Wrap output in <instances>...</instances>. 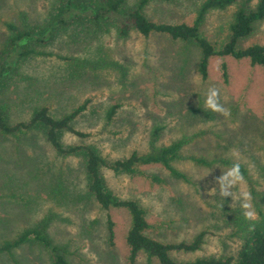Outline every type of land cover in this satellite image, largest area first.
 <instances>
[{
	"label": "rangeland",
	"instance_id": "374dc122",
	"mask_svg": "<svg viewBox=\"0 0 264 264\" xmlns=\"http://www.w3.org/2000/svg\"><path fill=\"white\" fill-rule=\"evenodd\" d=\"M138 1L126 0V7ZM201 1L148 0L142 12L153 22L189 25ZM66 2L0 0V111L5 121H26L34 108L42 106L59 118L87 99L84 112L71 125L88 136L81 139L60 132L65 147L85 145L105 161H112L180 141L177 158L170 164L185 180L171 176L158 164L138 165L132 174L101 168L104 188L115 198L135 201L143 209L149 225L145 233L150 238L164 243L189 242L203 233L196 251L170 253L175 262L234 257L258 212L264 211V69L250 65L246 58L213 56L202 79L197 72L200 53L194 43L158 33L143 37L132 29L120 37L114 21H89L85 15L88 0H72V12L67 11ZM241 6L234 3L204 14L199 31L214 48L227 41L228 25ZM61 18L66 25L58 23ZM6 24L33 31L19 47L52 56L18 60ZM252 44H264V21L254 22L238 47ZM212 88L219 90V103L228 115L206 107ZM113 105L118 107L107 120L106 112ZM156 128L159 130L153 134ZM15 147L21 157L29 156L40 165L42 180L27 176L31 166H15ZM0 148L6 160H0V243L45 223L53 242L64 246L69 264H127L128 214L121 208L104 212L86 195L82 155H54L40 129L14 136L0 134ZM191 158H203L210 164L199 165ZM229 164L243 169L242 181L231 183L226 175ZM59 173L64 175L58 178ZM21 178L29 186L20 191L16 181ZM57 182L76 197L77 209L57 203L61 192ZM33 194L35 205L25 209V195ZM83 195L86 198L80 199ZM246 203L249 208L244 207ZM48 210L56 217H48ZM246 212L252 216L247 217ZM106 214L112 221L111 244L106 240ZM87 227L88 235L84 234ZM13 252L21 264H49L50 256L35 246L26 244ZM0 264L13 263L0 254ZM135 264L156 263L140 254Z\"/></svg>",
	"mask_w": 264,
	"mask_h": 264
},
{
	"label": "trees",
	"instance_id": "16d2710c",
	"mask_svg": "<svg viewBox=\"0 0 264 264\" xmlns=\"http://www.w3.org/2000/svg\"><path fill=\"white\" fill-rule=\"evenodd\" d=\"M148 0H139L133 7H126V0H88L90 7L86 12L89 21L99 22L109 20L115 22L117 35L125 37L129 30H135L143 37H147L151 33L164 34L172 40H180L192 42L199 50V60L197 64V72L202 79L206 76V67L209 58L213 56L225 57L229 56L235 60L246 58L250 65H256L264 69V44H252L244 48L238 47V42L246 37L250 31L252 24L257 21H264V0H255L252 6H249L252 0H202L199 4L193 21L191 24L179 23L168 24L158 23L148 20L142 8ZM72 0H67V11L72 12ZM242 3L243 6L238 7L233 13L232 20L228 25L227 41L218 48H214L200 33L199 26L203 20L204 14L209 10H223L234 4ZM69 18V16L67 17ZM62 26L66 25L65 18L58 20ZM10 32L9 44L15 48V54L18 60H24L31 55L52 56L51 53L35 51L29 47H19L20 42L33 36L32 30H19L12 24L5 25ZM42 39V38H41ZM58 59L64 58L55 56ZM222 78L225 81V65L221 64ZM88 100H84L70 112L59 118H54L48 113L45 106L34 108L26 121L8 124L0 111V134L3 136H14L26 133L29 130L40 129L44 141L48 144L54 155L60 157L66 156H83V173L85 175V193L91 197L98 207L104 212H108L111 208H121L126 211L129 217V227L125 234V244L127 247V264H135L138 256L143 254L147 261H154L156 264H264V211L258 212V218L252 223L246 231L242 244L234 257H199L194 260L178 263L171 257V252L191 253L196 251L202 241L203 233L195 235L189 242L164 243L146 235L149 225L145 219L143 209L132 200H122L115 198L110 192L105 190L100 175V169L105 168L112 173L124 172L132 174L138 165L158 164L166 169L171 176L185 180V176L175 170L171 166V162L177 158L178 150L181 146L180 141H174L167 146L155 148L145 154H137L131 152L127 157L112 161H105L90 147L85 145L65 147L59 140L60 132H67L77 138H86L87 133L75 130L72 121L84 112ZM117 105L108 108L106 119L110 120L117 109ZM159 130L154 129L153 134ZM21 152V151H20ZM18 148H14L16 159L14 164L16 167L31 166L32 170H28L27 176L35 180H42L43 172L40 165L36 162L32 163L29 156L25 157L19 154ZM5 152L0 148V160H5ZM191 160L199 165L208 166L210 163L203 158H191ZM6 161V160H5ZM10 163V160H7ZM234 164H229L232 168ZM52 167H49L51 170ZM240 173L244 175L243 169L240 167ZM62 173L58 174V178ZM10 176H13L11 174ZM69 179V174L65 175ZM155 181H158L154 177ZM19 190L29 186L28 181L21 178ZM60 192L57 203L63 205H72L77 209L78 200L72 193L62 184L57 182ZM49 186L46 184V189ZM17 189V188H16ZM79 197V196H78ZM85 195L80 196L83 199ZM86 198V197H85ZM37 201L36 195H25V209H29L28 205H35ZM77 202V203H76ZM30 212V210H28ZM28 212V213H29ZM48 217H56L55 213L48 210ZM8 218H12L11 214H7ZM105 233L108 244L112 240V221L108 214L105 216ZM84 234H90V228L84 230ZM35 246L45 251L49 256V264H69L65 256L64 246L57 245L53 242L49 234L46 232L45 223L23 229L13 239L4 240L0 243V254L9 256L13 264H21L14 256V250L23 245Z\"/></svg>",
	"mask_w": 264,
	"mask_h": 264
},
{
	"label": "clouds",
	"instance_id": "9594fccd",
	"mask_svg": "<svg viewBox=\"0 0 264 264\" xmlns=\"http://www.w3.org/2000/svg\"><path fill=\"white\" fill-rule=\"evenodd\" d=\"M205 104H206V107L212 112H216V113H220L224 115L229 114V111L225 109L219 103V90L218 89H215V88L209 89ZM226 175L231 178V183H237L243 180V176L240 173L239 164H234ZM224 194L227 195L226 192ZM245 199L250 200L251 199L250 195L245 193ZM244 207L249 208L250 205L246 203L244 204ZM245 215L250 218L252 216V213L246 212Z\"/></svg>",
	"mask_w": 264,
	"mask_h": 264
}]
</instances>
